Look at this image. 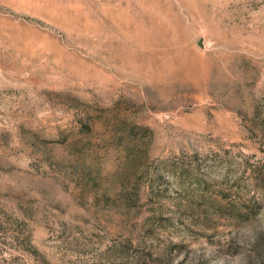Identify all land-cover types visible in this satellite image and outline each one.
<instances>
[{
  "label": "rangeland",
  "instance_id": "rangeland-1",
  "mask_svg": "<svg viewBox=\"0 0 264 264\" xmlns=\"http://www.w3.org/2000/svg\"><path fill=\"white\" fill-rule=\"evenodd\" d=\"M0 264H264V0H0Z\"/></svg>",
  "mask_w": 264,
  "mask_h": 264
}]
</instances>
